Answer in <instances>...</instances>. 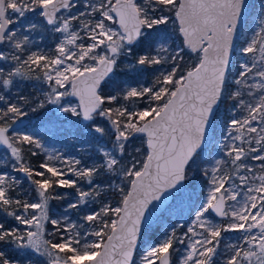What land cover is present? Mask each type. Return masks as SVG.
I'll use <instances>...</instances> for the list:
<instances>
[{
  "label": "snow or ice",
  "instance_id": "obj_1",
  "mask_svg": "<svg viewBox=\"0 0 264 264\" xmlns=\"http://www.w3.org/2000/svg\"><path fill=\"white\" fill-rule=\"evenodd\" d=\"M0 150V264H264V0H0Z\"/></svg>",
  "mask_w": 264,
  "mask_h": 264
},
{
  "label": "trees",
  "instance_id": "obj_2",
  "mask_svg": "<svg viewBox=\"0 0 264 264\" xmlns=\"http://www.w3.org/2000/svg\"><path fill=\"white\" fill-rule=\"evenodd\" d=\"M253 3H255V0H252ZM26 24V22H24ZM17 27H20V25H16ZM35 34V31L32 32V35ZM37 37V36H36ZM39 38V37H38ZM33 39V38H32ZM37 43L39 47L44 48L45 50H48V48L52 44V39L50 34L46 32H40V39L37 40ZM37 89L40 87L37 83ZM29 91H31V87L28 88ZM29 118H35L34 123H31V130H35L39 133L40 137L43 139H51L54 141H58L59 144L64 145L65 147H69L71 150H79V147L73 146L72 139L67 135V133L64 131L65 129H68L71 127V120L74 118L68 117L65 118L64 116H61L60 114L54 112V108L52 106H49L48 110L42 111L41 113H30ZM24 127V126H23ZM41 129V130H40ZM49 132V133H48ZM49 134V135H48ZM34 162H38L35 161ZM16 175V174H15ZM21 179H23L21 175ZM60 191H69V198H71V190H60ZM201 189L200 186L197 185L196 187V195H199ZM191 191H185L184 194L174 193L173 199L170 204H168L167 208L169 211L164 212L162 211L161 214L165 216V223L169 225H174L176 223L180 222V216H184L185 219L188 217V204H189V198L191 196ZM194 199L195 197L192 196ZM54 210L56 212L63 211V206L60 203H54ZM163 231V226H161V232ZM7 251L8 249L5 248Z\"/></svg>",
  "mask_w": 264,
  "mask_h": 264
},
{
  "label": "rangeland",
  "instance_id": "obj_3",
  "mask_svg": "<svg viewBox=\"0 0 264 264\" xmlns=\"http://www.w3.org/2000/svg\"><path fill=\"white\" fill-rule=\"evenodd\" d=\"M260 2H261V0H257V1H256V6H257V8L259 7ZM30 19L32 20V22H37L38 17H36V16H30ZM25 22H26V21H25ZM26 23H27V22H26ZM36 34H38V33H36ZM32 38H33L35 41H37V40L40 39V38L36 37L35 34L32 35ZM52 107H53V106H52ZM53 108H54V107H53ZM54 112L60 114L61 116H64L63 114L57 112V111L55 110V108H54ZM34 119H35V118H29V117H26V122L24 123V124H25L24 127H27V128L31 131V126H32L31 123H34V122H35ZM24 127H22V128H24ZM40 130H41V129H40ZM48 133H49V132H48ZM48 135H49V134H48ZM42 139H43V138H42ZM43 140H44V142H45L46 147H48L49 149H54V150H58V151L64 152L66 155H77V154H78V151H79V150H76V151H75V150H71V151H70V148H69V147L67 148V147H65L64 145L59 144L58 141H54V140H51V139H43ZM77 147H79V146H77ZM2 155H3L2 150H0V158H2ZM12 174L15 175V173H12ZM205 191H206V190H205ZM184 192H185V191H184ZM184 192H183V194H184ZM179 194H181V192L178 193V197H179Z\"/></svg>",
  "mask_w": 264,
  "mask_h": 264
},
{
  "label": "water",
  "instance_id": "obj_4",
  "mask_svg": "<svg viewBox=\"0 0 264 264\" xmlns=\"http://www.w3.org/2000/svg\"><path fill=\"white\" fill-rule=\"evenodd\" d=\"M25 121H26V118H25V117L21 118V122H20V124L17 125V126H18V127H21ZM173 195H174V194H173ZM173 195L169 197V200H168V202H167V205H168V204L170 203V201L172 200ZM167 205H166V206H167ZM162 211H163V210H161V212H162ZM158 214H160V213H158Z\"/></svg>",
  "mask_w": 264,
  "mask_h": 264
},
{
  "label": "flooded vegetation",
  "instance_id": "obj_5",
  "mask_svg": "<svg viewBox=\"0 0 264 264\" xmlns=\"http://www.w3.org/2000/svg\"><path fill=\"white\" fill-rule=\"evenodd\" d=\"M256 1H257V0H255V3H254V4H256ZM36 33H38V34H36ZM35 34H36L37 37L40 38V31H35ZM205 190H206V189H205ZM182 194H183V192H182ZM183 217H184V216H183ZM180 222L183 223V220L180 219ZM228 239H234V237L232 236V234H228Z\"/></svg>",
  "mask_w": 264,
  "mask_h": 264
}]
</instances>
